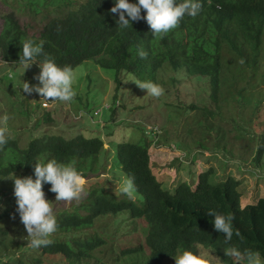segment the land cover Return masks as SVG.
<instances>
[{
    "label": "trees",
    "instance_id": "1",
    "mask_svg": "<svg viewBox=\"0 0 264 264\" xmlns=\"http://www.w3.org/2000/svg\"><path fill=\"white\" fill-rule=\"evenodd\" d=\"M24 1L35 15H46L52 7L59 13L38 37L29 35L16 13L7 15L0 33V50L8 64L18 63L22 41H43L44 55L36 61L39 65L47 57L60 67L74 70L92 61L102 69L117 72L118 90L123 74L157 85L159 75L167 69L209 77L211 97L217 105L221 98L228 102L233 92L238 95L245 91L244 86L258 77L264 80V0H198L202 8L195 18L185 16L175 29L159 37L154 36L145 20L118 29L119 14L110 11L115 6L114 0ZM64 8L68 9L67 13ZM141 51L146 53L143 58ZM113 109L110 106L109 110ZM0 139L4 141L0 143V179L12 176L35 179L36 163L51 159L72 163L85 179L89 175L98 177L102 169H107L101 159L106 143L100 138L80 135L68 140L62 136H42L31 140L26 147L11 137ZM152 146L153 143H125L115 148L116 166L126 179L133 180L135 192L142 197L140 203L115 191L108 185V179L106 185L89 191L85 203L55 218L56 236L52 240L47 238L50 243L41 246V253L70 263L90 264L106 240L97 232L89 234L88 229L94 228L98 220L111 216L117 217L114 223L120 225L125 217L119 215L129 214L136 228L132 225V233L138 230L142 237L137 246L122 250L121 257L129 261L137 263L142 259V264H165L169 259L170 263L175 261L178 254L191 251L201 259L213 255L233 264L225 249L236 247L241 252L257 253L264 264V198L244 205L242 182L231 175L223 182L213 183L214 169L200 173L196 188L184 182L174 191L167 190L153 169ZM263 156L264 136L257 150L256 165L262 164ZM51 187L45 183L43 191L45 196L54 198L56 193L51 192ZM8 194L0 189V201L4 198V204L10 205L0 212V260L8 259L5 264H43L42 259L27 260L24 255L10 254L14 246L23 254L26 246L10 239L9 231L2 225L6 219L21 223L18 205L12 207L13 201L7 202L13 198ZM210 211L232 217L230 242H226L224 233L216 230L215 216ZM139 221L146 225L139 226Z\"/></svg>",
    "mask_w": 264,
    "mask_h": 264
},
{
    "label": "rangeland",
    "instance_id": "2",
    "mask_svg": "<svg viewBox=\"0 0 264 264\" xmlns=\"http://www.w3.org/2000/svg\"><path fill=\"white\" fill-rule=\"evenodd\" d=\"M24 3V0H0V33L6 16L16 13L22 26L28 28L29 35L38 37L59 13L52 7L46 15H35L31 6ZM64 10L68 12L67 8ZM40 71L41 65L37 62L27 70L17 64L5 63L0 50V117L8 116L6 123H0V137L19 140L23 147L42 136H62L69 140L83 135L88 139H103L106 143L101 159L107 169L101 170L103 175H89L85 179L84 191L78 199L57 201L56 197L45 196L52 203L55 218L85 203L89 191L106 185L108 179V185L119 191V185L126 177L116 166L115 148L125 143L144 145L156 142L150 150L152 165L167 190L174 191L184 182L196 188L200 173L214 169L216 177L213 183L223 182L231 175L242 182L244 205L264 198V156L261 165L255 162L264 136L262 77L244 86L246 90L242 93L237 95L233 92L228 102L221 98L217 105L211 97L209 77L167 69L159 75L162 95L153 97L138 86L142 81L131 74L121 75L122 84L118 90L117 72L102 69L90 61L73 70L75 96L72 101L51 103V98L45 102L38 93L29 95L21 88L23 82L42 86L35 79ZM110 106L114 109L109 110ZM97 111L99 114L95 115ZM26 112L30 115L24 114ZM153 128L161 130L160 137L148 135ZM13 178L0 179V189L8 191V197L13 196L7 202L11 204L13 201L12 207H15ZM134 197L135 201H142L135 190ZM4 202L2 198L0 212L10 207ZM79 212L86 214L84 210ZM119 216L125 217L120 225L114 223L117 217L111 216L98 220L94 228L88 229L89 234L97 232L106 240V245L95 252V260L90 264L143 263L142 259L136 263L121 257L124 248L137 246L142 237L138 230L132 233V225L135 228V224L129 214ZM138 223L139 226L145 224L143 221ZM2 225L9 231L10 239L26 246L23 254H19L17 246L10 254L16 257L24 255L27 260L42 259L43 264H77L66 262L61 257L44 256L41 247H28L29 234L17 220L6 219ZM145 233L148 234V228ZM54 236L56 234L52 233L48 239L52 240ZM203 260L207 264H226L213 255L205 256ZM170 261H165V264H175V261Z\"/></svg>",
    "mask_w": 264,
    "mask_h": 264
},
{
    "label": "clouds",
    "instance_id": "3",
    "mask_svg": "<svg viewBox=\"0 0 264 264\" xmlns=\"http://www.w3.org/2000/svg\"><path fill=\"white\" fill-rule=\"evenodd\" d=\"M114 4L115 6L110 11L113 14H119L118 29H127L132 26V22L145 20L153 30L155 37L175 29L185 16L195 18L202 8L198 0H184L179 4L176 0H135V2L114 0ZM142 12L146 14L142 15ZM43 43V41L37 43L30 39L22 41V53L16 64L25 70L29 69L38 57L44 55ZM139 54L142 58L146 56L143 51ZM40 64L41 71L35 79L42 86H30L29 83L23 82L21 87L23 91L29 95L36 92L44 98L42 101L45 102H49V98H51V103L72 101L75 96L72 87L73 69L69 66L60 67L54 60L47 57ZM138 86L146 89L147 94L153 97L162 95V88L155 83L142 82ZM98 112L95 115H98ZM7 120V115L0 117V123H6ZM149 134L158 138L162 132L158 128H153L148 132ZM3 142V139H0V143ZM155 143L153 142V145ZM34 176L35 179L31 176L23 178L14 176L12 180L18 205L17 212L29 234L28 247L36 249L50 243L47 238L56 231L57 226L52 203L45 198L43 185L45 183L52 185L50 190L56 193L57 201H71L81 196L86 181L72 163L65 164L55 159L43 163L38 161L34 168ZM118 190L127 195L129 199L135 198L134 183L131 178L121 181ZM209 214L215 216L216 230L224 233L226 242H230L233 237L232 217L214 211H210ZM225 254L233 260V264H262L259 255L252 251L241 252L238 248L231 247L225 249ZM174 258L175 264H205L203 259L191 251H184ZM0 264H5V262L0 260Z\"/></svg>",
    "mask_w": 264,
    "mask_h": 264
},
{
    "label": "built area",
    "instance_id": "4",
    "mask_svg": "<svg viewBox=\"0 0 264 264\" xmlns=\"http://www.w3.org/2000/svg\"><path fill=\"white\" fill-rule=\"evenodd\" d=\"M155 132H156V133H158V130H157V129H155Z\"/></svg>",
    "mask_w": 264,
    "mask_h": 264
},
{
    "label": "crops",
    "instance_id": "5",
    "mask_svg": "<svg viewBox=\"0 0 264 264\" xmlns=\"http://www.w3.org/2000/svg\"><path fill=\"white\" fill-rule=\"evenodd\" d=\"M156 166H157V164H156ZM157 169H158V166H157Z\"/></svg>",
    "mask_w": 264,
    "mask_h": 264
}]
</instances>
